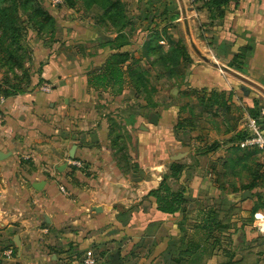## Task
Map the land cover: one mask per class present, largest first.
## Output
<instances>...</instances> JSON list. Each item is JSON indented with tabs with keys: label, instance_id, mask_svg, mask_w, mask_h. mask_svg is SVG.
I'll list each match as a JSON object with an SVG mask.
<instances>
[{
	"label": "crops",
	"instance_id": "1",
	"mask_svg": "<svg viewBox=\"0 0 264 264\" xmlns=\"http://www.w3.org/2000/svg\"><path fill=\"white\" fill-rule=\"evenodd\" d=\"M124 3L128 45L121 51L140 69L179 41L184 46L191 64L175 67L184 75L172 89L182 101L148 126L143 121L157 111L132 88L94 94L86 75L114 52L97 38L119 34L96 26V8L51 10L53 41L30 46V85L0 102V264H83L87 257L96 264H222L223 240L233 262L264 264V238L252 228L254 213L264 211L263 158L237 146L247 119L264 135V0H230L221 18L187 0ZM44 84L48 95L39 92ZM210 95L213 104L200 105ZM122 114L130 116L124 148L110 135V120L123 122ZM172 165L183 167L176 178ZM167 175L171 190L185 193L183 211L173 216L147 198ZM209 214L221 232L201 228Z\"/></svg>",
	"mask_w": 264,
	"mask_h": 264
},
{
	"label": "trees",
	"instance_id": "2",
	"mask_svg": "<svg viewBox=\"0 0 264 264\" xmlns=\"http://www.w3.org/2000/svg\"><path fill=\"white\" fill-rule=\"evenodd\" d=\"M229 2L230 0H209L206 4H208L209 8L215 9L217 16L221 18L223 16V8ZM62 6L68 10L81 9L85 12L91 8H96L102 12L100 16L96 17V26L109 27L112 32L119 34L112 40L108 36L97 38L100 46L107 47L114 52L105 59L101 68L87 73V88L98 96H102L107 92H112L117 96L122 94L126 88L134 89L138 95L142 91L148 94L147 73L138 69L137 61L132 57L131 53L121 51L128 45L126 38L121 35L128 21L124 0H62ZM19 11L23 14L31 12L30 1L4 0L3 3H0V45H5L6 57L1 54L0 56L2 60L5 58L2 65L6 64V71L13 75L12 79H6V91L2 94L4 99L25 93L26 88L30 85V74L26 64L30 62L31 52L28 51V56L23 53V26H27V34L30 31L35 32L39 40H43L46 37L53 41L54 38L55 19L50 11L38 8L31 13L29 18L24 17V19L19 16ZM180 44L181 42L179 41L177 49L173 51L170 50L154 55L153 63L158 65L161 70H164L168 76L175 72V67L179 66L180 63L191 64L189 55L184 46H180ZM151 90L154 92L153 89ZM199 103L202 106L212 105L213 97L210 95L207 100L202 99ZM110 126V135H112V143L115 146V143L121 137L117 136L114 130L118 128L117 123L110 120ZM182 127L183 124L178 122L177 130H181ZM170 171V177L176 178L182 173L183 167L172 165ZM168 179V175L164 176L158 187L147 194V198L154 200L155 209L158 212L173 216L183 211L185 193L183 190L172 191L168 185ZM212 219L213 217L209 214L204 225L201 226L209 235H212L215 230L220 231V229L215 228L213 230L211 228V225L216 221ZM210 240L211 245L214 244V240ZM196 248V246L192 245L188 250L193 249L195 251ZM227 257L228 259L222 264H240L233 262L232 257L228 255ZM176 263L182 264L180 260Z\"/></svg>",
	"mask_w": 264,
	"mask_h": 264
},
{
	"label": "rangeland",
	"instance_id": "3",
	"mask_svg": "<svg viewBox=\"0 0 264 264\" xmlns=\"http://www.w3.org/2000/svg\"><path fill=\"white\" fill-rule=\"evenodd\" d=\"M4 0H0V3H3ZM30 1V6H31V12L27 13V14H23L21 11H19V16L22 17L24 19V17H30L31 13L33 11H35L36 9L40 8V9H47L48 11H54V9H58V7H54L51 4V0H29ZM26 28L27 26H23V32H22V41H23V53L27 55L28 51L30 52V46H32L35 42L37 43V40H39V38H37L35 32H31L27 34L26 32ZM42 41V40H41ZM5 45H0V54L4 55V57H6V50H5ZM5 59V58H4ZM4 59H1L0 56V102L1 100L4 101V97L2 96V94L4 93V91H6V79H12L13 75L8 73L6 71V64L2 65V62L4 61ZM154 59V58H153ZM26 60V58H25ZM31 60V59H30ZM139 61H137V66L138 69H140ZM141 71H144L147 73V79H148V94H145L143 91L141 94L137 95L139 100L141 101V103L145 104V106H153V109H156L157 114L153 113L152 116H157L156 118H160L162 116V112L164 110H167L168 105L170 104H174V103H181L182 98L181 97H177V93L175 95L172 94V89H175V86L177 85V83L180 81V78L182 75H184L183 72H180L179 69H176L175 72L171 75L168 76L167 73L164 72V70H161L159 66H156V64L151 63L149 65L146 66H141ZM182 73V74H181ZM154 90V92H152V90ZM134 90V89H133ZM198 95H201V93H199ZM197 95V96H198ZM202 96V95H201ZM189 100H191V103L194 102L193 97L189 98ZM140 104L138 106L136 110V113L140 114V110L142 109ZM3 104H0V108ZM105 107V106H104ZM105 109H107L105 107ZM110 110V108L108 109ZM195 112L197 113V111H193V114L195 115ZM127 115V114H126ZM119 116V115H118ZM117 116V118H118ZM151 116V117H152ZM3 111L0 110V121L3 120ZM121 119H123L124 121V126H123V122L120 121L118 119L117 125L118 128H115V132L116 135L121 137L122 139V144H126L129 140H130V135L128 133L127 130V124L129 123V119L127 116L125 118V114H122ZM151 117L148 119H145V121H143L144 125H148L151 126L152 122H151ZM136 131V129L134 130V132ZM128 137V139H127ZM222 245L224 246V248L221 247V250L225 256V259L227 260L228 257L227 255L229 254V250L232 251V247L230 248V243L227 242V240H223ZM4 250V249H3ZM131 264V263H130ZM159 264H163V262H159Z\"/></svg>",
	"mask_w": 264,
	"mask_h": 264
},
{
	"label": "built area",
	"instance_id": "4",
	"mask_svg": "<svg viewBox=\"0 0 264 264\" xmlns=\"http://www.w3.org/2000/svg\"><path fill=\"white\" fill-rule=\"evenodd\" d=\"M192 5L205 4L209 0H187ZM53 7L62 6V0H51ZM39 92L48 95L52 92V87L49 84H44L39 87ZM246 129L248 131L247 136L240 140L237 144L238 148L241 150H257L262 154L263 164L262 173L264 174V135L259 124L251 119L246 121ZM74 167L80 168L82 165L79 161H69ZM253 230L261 237L264 238V211H259L254 213L252 221ZM4 256L7 259L11 258V252H5ZM83 264H96L93 258H85Z\"/></svg>",
	"mask_w": 264,
	"mask_h": 264
},
{
	"label": "water",
	"instance_id": "5",
	"mask_svg": "<svg viewBox=\"0 0 264 264\" xmlns=\"http://www.w3.org/2000/svg\"><path fill=\"white\" fill-rule=\"evenodd\" d=\"M188 25H187V23H185V27H186V32L188 33V27H187ZM191 48H192V50L196 53V55H198L205 63H209V61L206 59V58H204V57H202L201 55H200V53L198 52V50L195 48V46L191 43ZM213 67H215V68H219L220 70H222V71H225L226 73H230V71H228L226 68H224V67H220V66H218V65H216V64H213ZM236 76V75H235ZM151 122L153 123V124H156V117L155 116H152L151 117ZM74 152H75V147H72V149L70 150V152H69V157H70V159H73L74 158ZM6 155L5 154H2V153H0V161L2 160V159H5L6 157H5ZM36 190H38V188H35ZM93 211H95V212H100V209H97V208H93Z\"/></svg>",
	"mask_w": 264,
	"mask_h": 264
}]
</instances>
